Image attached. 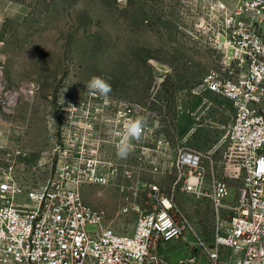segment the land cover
Returning a JSON list of instances; mask_svg holds the SVG:
<instances>
[{
  "label": "rangeland",
  "instance_id": "obj_1",
  "mask_svg": "<svg viewBox=\"0 0 264 264\" xmlns=\"http://www.w3.org/2000/svg\"><path fill=\"white\" fill-rule=\"evenodd\" d=\"M210 10L194 0H0V182L44 184L55 173L56 148L76 137L89 155L138 166L141 148L121 159L109 134L121 104L140 105L155 132L134 145L150 149L157 162L173 161L183 148L200 150L208 170L230 186L228 201L236 200L246 174L228 140L233 102L197 90L208 73L222 69L212 32L200 26ZM94 75L112 85L108 104L86 88ZM160 142L165 156L153 152ZM137 181H161L168 190L173 178L146 174ZM81 192L89 205L107 210L115 231L132 230L137 215L118 214L117 184L86 183ZM176 196L190 230L162 246L163 256L174 264H212L198 244L210 246L220 225L212 203ZM227 221L225 213L221 224ZM237 258L224 249L219 264Z\"/></svg>",
  "mask_w": 264,
  "mask_h": 264
},
{
  "label": "built area",
  "instance_id": "obj_2",
  "mask_svg": "<svg viewBox=\"0 0 264 264\" xmlns=\"http://www.w3.org/2000/svg\"><path fill=\"white\" fill-rule=\"evenodd\" d=\"M194 1L198 8L211 9L200 26L212 32L222 65L197 90L228 97L235 108L228 140L246 174L236 200L228 201L230 186L208 170L206 155L195 148L181 149L173 161L157 162L150 149L133 140L132 152L141 148L138 166L122 168L100 159L98 151L89 155L84 139L76 137L56 148L55 173L44 184L26 189L13 177L0 182V264H174L161 248L190 230L178 191L211 202L216 211L220 225L213 243L198 241L212 264H219L224 249L238 256L231 264H264V113L259 110L264 101V0ZM121 106L123 111L111 120L113 148L124 122L145 111L140 105ZM154 132L146 122L141 139ZM166 149L160 142L153 152L165 156ZM146 174L172 177L173 182L168 190L161 181L139 183ZM86 183L117 184L125 202L118 214L137 215L130 232L115 231L107 223V210L84 200L81 187ZM225 213L228 221L221 224Z\"/></svg>",
  "mask_w": 264,
  "mask_h": 264
},
{
  "label": "clouds",
  "instance_id": "obj_3",
  "mask_svg": "<svg viewBox=\"0 0 264 264\" xmlns=\"http://www.w3.org/2000/svg\"><path fill=\"white\" fill-rule=\"evenodd\" d=\"M85 85L90 94L98 95L105 104L109 103L110 93L113 88L104 78L94 75ZM145 126L146 120L144 117H136L124 122L123 131L118 133L120 139L116 145L119 158L126 159L132 153L134 146L131 141L141 139Z\"/></svg>",
  "mask_w": 264,
  "mask_h": 264
}]
</instances>
